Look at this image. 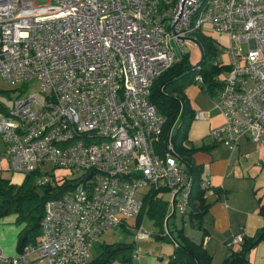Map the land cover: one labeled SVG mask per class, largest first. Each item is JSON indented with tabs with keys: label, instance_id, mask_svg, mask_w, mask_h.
<instances>
[{
	"label": "built area",
	"instance_id": "1",
	"mask_svg": "<svg viewBox=\"0 0 264 264\" xmlns=\"http://www.w3.org/2000/svg\"><path fill=\"white\" fill-rule=\"evenodd\" d=\"M209 31L229 53L215 92L223 121L209 135L232 146L248 133L261 143L264 0H0V76L11 84L35 78L45 94L0 109V157L12 171L37 168V183L54 179L41 170L47 162L80 171L45 199L35 240L14 253L0 246V264H87L91 240L136 218L150 190L169 192L167 213L188 209L192 175L171 127L161 137L165 116L149 93L187 52L186 39ZM194 79L203 84L199 73ZM200 186L211 191L207 176ZM137 224L134 239L146 237Z\"/></svg>",
	"mask_w": 264,
	"mask_h": 264
},
{
	"label": "crops",
	"instance_id": "2",
	"mask_svg": "<svg viewBox=\"0 0 264 264\" xmlns=\"http://www.w3.org/2000/svg\"><path fill=\"white\" fill-rule=\"evenodd\" d=\"M207 34L210 37L217 36L213 31ZM190 95H186L189 105L194 112L200 110L202 116L195 117L193 114L184 146L195 147L191 152V161L198 168L199 176H207L211 191L204 189L203 192L205 207L200 225L193 222L188 213L190 207L182 213L178 209L172 210L173 213H167L166 218L168 220V216L173 214L170 226L173 229L181 228L182 234L189 240L201 244L209 253L211 264H222L228 253L240 249L245 237L251 238L264 228V139L259 143L245 133L239 135L232 146L214 141L209 130L223 121L221 112L215 106L216 95L207 90L193 97ZM163 193L169 205L170 194L167 190ZM144 213L142 210L139 222L137 217L133 218L135 223H141ZM8 215L0 217V246L5 252L11 253L17 249L18 233L12 227L5 228V222L11 220L10 216L14 214ZM121 225L126 228L128 224ZM5 229L9 231L8 236L5 235ZM149 234L131 240L133 248L139 251L138 256H132V250L130 255L124 251L125 256L121 254L120 260L128 261L129 264H167L175 241L155 238L153 235L149 237ZM236 234H241L242 240L232 243ZM241 256L244 259L236 264H264V234L248 246Z\"/></svg>",
	"mask_w": 264,
	"mask_h": 264
},
{
	"label": "trees",
	"instance_id": "3",
	"mask_svg": "<svg viewBox=\"0 0 264 264\" xmlns=\"http://www.w3.org/2000/svg\"><path fill=\"white\" fill-rule=\"evenodd\" d=\"M195 40L201 48V59L193 64L189 61L187 52L183 53L176 62L170 64L154 78L150 87L149 98L165 116L161 137L166 139L171 127L169 138L174 150L186 165L187 171L192 175L188 213L191 214L193 222L200 225L201 214L205 207L203 201L204 188L200 186L202 177L198 175L199 170L191 161V152L195 147L184 146L186 131L194 111L186 99L187 96L184 92L186 83L178 84V79L187 76L189 72L194 73V75L199 73L203 79L202 87L204 90L214 95L222 80V78L216 80L214 76L221 69L226 71L227 62L217 60L216 56L220 55V51L214 39L209 35L198 32ZM0 109H3L2 104H0ZM38 174L40 171L37 168L24 173L19 182L0 176V217L12 213L15 215V222L20 224L17 248L27 241L35 240L40 234V220L45 199L59 194L65 187L75 182V178L68 179L62 176L60 180L55 182L37 183ZM38 187L41 189V193L37 192L36 188ZM165 190L164 187L158 190H150L144 197L142 210L152 217L157 225L158 229L152 232L155 238L172 239L169 232L175 237L176 244L167 264H211L209 253L201 244L189 240L182 234L181 228L173 229L170 226L169 221L173 214L168 216L165 225L168 212L167 198L164 197L163 193ZM263 234L264 228H261L257 235L251 238L245 237L241 242L240 249L228 253L222 264H236L242 261L244 259L241 256L242 252ZM23 236L24 239H22ZM129 249L130 251L133 249L131 241L101 244L99 254L88 264H108L118 251H122L121 253L125 256L124 251Z\"/></svg>",
	"mask_w": 264,
	"mask_h": 264
},
{
	"label": "rangeland",
	"instance_id": "4",
	"mask_svg": "<svg viewBox=\"0 0 264 264\" xmlns=\"http://www.w3.org/2000/svg\"><path fill=\"white\" fill-rule=\"evenodd\" d=\"M38 2H42V0H38ZM208 35V34H205ZM211 38L214 39L215 43L217 44V47L220 51V55H217V60L220 62H227L229 60V53L226 51L225 45L227 44V41L225 38L220 39L218 36L216 37L213 35ZM187 56L189 58V61L193 64H195L198 60L201 59V48L199 43L193 38H187L185 41ZM225 69H221L218 73L215 74L216 80H221ZM177 81V80H176ZM185 84L184 86V92L187 96L191 94L190 96L193 97L198 92H204V88L202 87V83L194 79V73H188L187 76H182L178 79V84ZM28 94L34 95L38 99H44L45 94L39 90L38 83L35 78H31L29 80H26L22 82L21 84L18 83H8L2 79L0 76V104H2L3 108L10 107L12 104L13 98H20L27 96ZM4 146V141L2 138V135L0 134V151H2V148ZM47 169V174H51L50 176L54 177L53 182L60 180V177H65L68 179L75 178L80 174L79 170H71L67 167L59 166V167H51L50 163H45L44 165H41L42 172ZM0 176L10 178L11 181L19 182L23 178V173L18 171H12L8 167L7 163V157H0ZM37 192L41 193V189L38 187L36 188ZM146 190V187H142L140 189L141 194ZM140 193V192H139ZM12 214V213H10ZM9 217V215H4ZM3 216V217H4ZM11 220L6 221L7 223L5 225V228H14L15 233H18V230L20 228V225L15 222L14 215L10 216ZM13 217V218H12ZM141 218V217H140ZM143 220L141 221V224L143 228L149 232V237H153L151 232L155 231L157 228L156 223L154 222L153 218L144 213L142 215ZM127 227L125 228L123 225L118 224L116 226L110 227L103 231L100 235H97L91 240L90 245L87 248V264L89 261L94 259L101 250V244L105 243H111V242H130L134 238V234L136 233L138 229V224L135 223L133 218H126ZM3 226L1 227L2 230ZM6 230V229H5ZM5 235L8 236L9 231H5ZM18 235V234H17ZM17 249L11 253L16 252ZM122 252V251H121ZM118 251L117 255L108 263L111 264L113 262H122V263H128V261H122L120 260L121 253ZM127 254L130 255V249L125 250ZM8 253V252H6ZM129 264V263H128Z\"/></svg>",
	"mask_w": 264,
	"mask_h": 264
},
{
	"label": "water",
	"instance_id": "5",
	"mask_svg": "<svg viewBox=\"0 0 264 264\" xmlns=\"http://www.w3.org/2000/svg\"><path fill=\"white\" fill-rule=\"evenodd\" d=\"M174 154H176V153H174ZM177 155V154H176ZM172 213H173V211H172ZM166 223H167V218H166V220H165V225H166ZM169 234L171 235V237H172V239L175 241V237L169 232ZM22 239H24V236H23V238ZM175 243H176V241H175Z\"/></svg>",
	"mask_w": 264,
	"mask_h": 264
}]
</instances>
